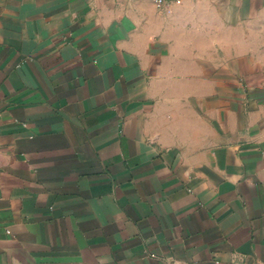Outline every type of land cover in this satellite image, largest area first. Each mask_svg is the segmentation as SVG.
<instances>
[{
  "label": "crops",
  "instance_id": "obj_1",
  "mask_svg": "<svg viewBox=\"0 0 264 264\" xmlns=\"http://www.w3.org/2000/svg\"><path fill=\"white\" fill-rule=\"evenodd\" d=\"M0 264H264V0H0Z\"/></svg>",
  "mask_w": 264,
  "mask_h": 264
},
{
  "label": "built area",
  "instance_id": "obj_2",
  "mask_svg": "<svg viewBox=\"0 0 264 264\" xmlns=\"http://www.w3.org/2000/svg\"><path fill=\"white\" fill-rule=\"evenodd\" d=\"M157 2H158V3H161V2H162V0H157Z\"/></svg>",
  "mask_w": 264,
  "mask_h": 264
}]
</instances>
